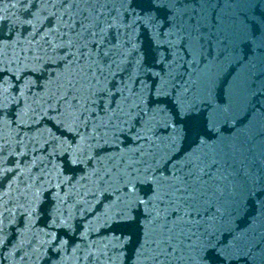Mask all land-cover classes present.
Instances as JSON below:
<instances>
[{
    "label": "water",
    "instance_id": "obj_1",
    "mask_svg": "<svg viewBox=\"0 0 264 264\" xmlns=\"http://www.w3.org/2000/svg\"><path fill=\"white\" fill-rule=\"evenodd\" d=\"M29 2L32 8L24 6ZM44 3L0 0V33L13 37L0 47V264H152L150 252L139 255L143 210L120 218L130 226L116 222L128 195L119 177L143 169L153 155L172 156L168 134L184 128L172 123L170 97L151 109L135 107L146 87L137 81L143 72L136 71L135 56L150 52L151 33L137 28L133 54L119 0L72 10L75 21L87 17L102 33L98 39L112 53L101 57L111 71L104 66V79L94 83L81 70L90 64L86 58L57 66L69 35L77 37L66 27L63 0ZM180 3L185 41L169 61H175L169 87L177 96L188 92L197 105L184 148L192 146L200 184L217 190L211 200L227 204L233 188L246 189L243 211L226 217L218 238L233 243L238 257L264 264V0ZM205 83L209 99L223 100L230 90L226 115L200 103ZM81 113L87 126L76 119ZM197 133L200 144L193 145ZM174 162L181 174L184 162ZM147 190L139 184L128 192L142 197Z\"/></svg>",
    "mask_w": 264,
    "mask_h": 264
},
{
    "label": "snow or ice",
    "instance_id": "obj_2",
    "mask_svg": "<svg viewBox=\"0 0 264 264\" xmlns=\"http://www.w3.org/2000/svg\"><path fill=\"white\" fill-rule=\"evenodd\" d=\"M81 5L85 8L96 7L92 0H63L60 5L66 6L68 10L65 13L68 15L66 27L77 37V40H73L72 35H69L68 45L64 49L67 55L56 63L57 66L65 65L71 68L86 58L90 64L86 70L83 66L81 70L95 83L104 79V66L111 71V64H106L105 59L101 57H110L112 53L110 49L104 48L103 40L98 39L102 33L96 32L90 26L87 17H82L79 21L74 20L72 10L80 8ZM119 5L124 16L122 23L129 37L125 44L132 45L133 54L136 49L130 37L137 28L150 32L152 38L150 52H144L143 56H135L136 71L143 72V77L138 76L137 81L146 85L138 94L140 102L136 103L135 107L142 110V106H146L151 109L152 105L163 103V97H170L174 101L172 123H182L184 128L168 134L169 147L174 153L172 156L165 158L167 152L153 155L151 163L143 169L137 168L134 172L128 171L119 177L128 195L119 202L120 209L116 213V222L130 226V221L120 218L129 216L136 210H143L145 223L142 225L143 240L139 255L143 257L150 252L152 264H236L239 259H243L244 264H253L247 256H237L233 243L218 238L223 236L226 217L243 211L242 196L246 189L233 188L227 204L211 200L212 196L218 194L217 190L200 184L194 162L189 155L192 154V146L184 148L190 131L194 130L189 124L194 120L193 113L197 105L194 99H189L188 92L177 96L169 87L172 83L175 63L174 60L171 64L169 61L176 54L178 47H183L185 41L183 34L186 28L180 0H119ZM24 6L32 8L34 5L29 2ZM44 6H46L44 0H41V7ZM12 38V35L5 36L0 33V47H6ZM93 52L97 57L94 62H92ZM237 54L242 55L243 50H239ZM149 55H151V63L148 62ZM112 62L115 63L114 60ZM157 65L158 71L154 70ZM4 71L7 72V68ZM76 75L79 76L80 73ZM2 78L0 76V79ZM148 80L152 81L151 85L147 84ZM56 82L62 84L63 78L58 77ZM67 84L70 88L75 87L71 80H68ZM215 86L219 87V85ZM202 90L201 104L207 105L214 111L222 110L225 115L231 110L230 90H225L223 100H215V97L209 99L212 88L207 83L202 85ZM0 93H3V89H0ZM76 119L87 126L83 113ZM200 135L202 134L197 133L193 145L200 144ZM143 139L147 140V136ZM178 160L184 162L181 174H178V165L174 162ZM139 184L146 185L148 189L142 197L135 191L128 192L129 186L135 190ZM220 199L222 200L223 197ZM261 204L264 206V201ZM208 216L212 218L211 223L206 219ZM170 220L171 226H169ZM217 220L219 224L216 223ZM228 234L234 240L230 229ZM57 251L59 252V249Z\"/></svg>",
    "mask_w": 264,
    "mask_h": 264
}]
</instances>
